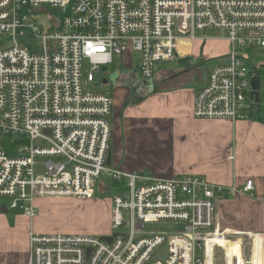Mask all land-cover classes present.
Here are the masks:
<instances>
[{"label":"built area","instance_id":"obj_1","mask_svg":"<svg viewBox=\"0 0 264 264\" xmlns=\"http://www.w3.org/2000/svg\"><path fill=\"white\" fill-rule=\"evenodd\" d=\"M203 31L225 34L231 49L222 59L229 63L210 70L198 89L194 117L252 120L259 66L251 52L264 49V0H0V199L35 220L39 200L92 199L103 176L126 189L113 199L112 236L32 232L29 264H257L256 255L230 257L212 243H235L220 233L217 203L253 196L254 181L240 190L198 176L158 179L112 169L114 99L83 82L84 61L94 84L95 72L102 75L115 55L135 52L137 75L153 81L176 60L180 43ZM158 223L182 228L145 230ZM165 246L167 257L157 259Z\"/></svg>","mask_w":264,"mask_h":264},{"label":"crops","instance_id":"obj_2","mask_svg":"<svg viewBox=\"0 0 264 264\" xmlns=\"http://www.w3.org/2000/svg\"><path fill=\"white\" fill-rule=\"evenodd\" d=\"M211 33L217 35L197 38L196 33L194 40L182 41L173 62H180L183 67L170 71L169 76L158 71L152 89L140 91L137 88L135 81L140 77L129 61L130 53L118 60L120 68L117 71L126 68L134 76L117 79L108 93L114 99L110 118L111 168L123 173L147 172L158 179L198 176L212 185L240 190L249 180L254 181L253 196L240 194L217 203L218 227L224 240L235 241L232 239L239 237L240 241L216 239L212 243L228 249L230 257L238 253L244 257L243 250L249 247L252 250L250 260L256 255L259 264V254L264 256V124L255 120L231 122L194 117L196 94L210 72L209 63L225 59L231 49L225 34ZM251 57L255 66H264V49L252 51ZM196 65L207 70L200 85L194 84ZM107 72H104L106 76L101 75L103 84L104 80L112 83ZM164 83H168L166 87ZM263 95L257 106L264 104ZM97 188L100 192L109 190L103 181ZM57 200L61 199H43L38 203ZM7 204V200L0 199V264H29L30 233L52 234L53 228L44 216L50 211L44 209L35 220H30L8 208V213L3 212ZM227 234L233 237L227 238ZM262 262L264 264V260Z\"/></svg>","mask_w":264,"mask_h":264},{"label":"rangeland","instance_id":"obj_3","mask_svg":"<svg viewBox=\"0 0 264 264\" xmlns=\"http://www.w3.org/2000/svg\"><path fill=\"white\" fill-rule=\"evenodd\" d=\"M212 31H205V33L197 32V38H205L207 36H215L217 34L211 33ZM205 36V37H204ZM3 41V37H0V44ZM129 54V53H128ZM130 63H133V70L137 73L138 70V61L140 60L139 53H130ZM125 56V55H124ZM128 56V55H127ZM121 57L114 56V64L107 67H102L101 70L107 68V77L111 78L112 83L110 85H104L101 82V72H95L94 74V84H90L88 79L91 75V65L86 60L83 62V82L85 88L88 91H91L94 94H108L112 91L113 82L117 79H127L132 78L133 73L128 72L126 68L119 70L120 62L118 61ZM129 61H127L129 63ZM183 66L179 62H172L166 65H162L158 71L159 73L169 76L170 71H177ZM197 73L194 76V84L200 85L202 81L205 80L207 75V70L204 66L196 65ZM131 71V70H129ZM157 71V72H158ZM138 74V73H137ZM106 76V74L104 73ZM105 78V77H104ZM168 84V83H167ZM166 83L162 84L163 87H166ZM109 95V94H108ZM56 162H58L56 160ZM104 183L108 185L107 191L100 192L97 188V192L92 199L85 198H64L57 201H43L41 204L38 203V213L42 214L44 209H49V214L44 215L46 221L49 225L52 226V234L48 235H76V236H94L98 238H106L112 236L114 233L111 211L113 207V199L125 192L126 189L123 188L122 191H116L113 187L111 179L107 176L101 178ZM100 181V182H101ZM53 204V205H52ZM45 206V207H44ZM112 215V214H111ZM182 228L179 224L174 223H158V224H146L145 230L151 232H175L180 231ZM227 234V238H232ZM222 238V236H221ZM232 240L240 241L238 238H233ZM258 243L260 241H257ZM242 243V242H241ZM245 243L241 245L244 246ZM245 247V246H244ZM253 249V246H252ZM244 258L249 259L251 255V249L249 247L244 248ZM260 263L264 260V256L259 254Z\"/></svg>","mask_w":264,"mask_h":264},{"label":"water","instance_id":"obj_4","mask_svg":"<svg viewBox=\"0 0 264 264\" xmlns=\"http://www.w3.org/2000/svg\"><path fill=\"white\" fill-rule=\"evenodd\" d=\"M228 63H229V61H227V60H215V61L210 62L208 66H209V69L212 70L213 68H215L217 66L225 65ZM104 72H107V70L105 69ZM107 83H109V80H104V84H107ZM153 87H154L153 81H150V82H146V85L144 88L145 89H148V88L152 89ZM137 88L139 89V87H137ZM251 88H252V97L255 98L256 104H257L260 101V92H261V82H260V78L258 76H255L252 79ZM107 166H109V167L112 166V154H111V152H109V154H108ZM2 211L8 213L7 207L3 206ZM107 240L109 242L111 241V239H109V238H107ZM167 253H168V246H165L161 250V252H159V254H157L156 258L163 260L167 257Z\"/></svg>","mask_w":264,"mask_h":264},{"label":"trees","instance_id":"obj_5","mask_svg":"<svg viewBox=\"0 0 264 264\" xmlns=\"http://www.w3.org/2000/svg\"><path fill=\"white\" fill-rule=\"evenodd\" d=\"M256 76L260 78V82L262 83V88L260 92L261 95L264 94V66H260L255 70ZM264 96V95H263ZM252 120H255L261 124H264V104H258L252 110Z\"/></svg>","mask_w":264,"mask_h":264},{"label":"flooded vegetation","instance_id":"obj_6","mask_svg":"<svg viewBox=\"0 0 264 264\" xmlns=\"http://www.w3.org/2000/svg\"><path fill=\"white\" fill-rule=\"evenodd\" d=\"M135 83H137V87H139V90H145V85H146V82L145 81H142L141 79H138V81H135ZM136 85V84H135ZM148 90V89H146Z\"/></svg>","mask_w":264,"mask_h":264}]
</instances>
